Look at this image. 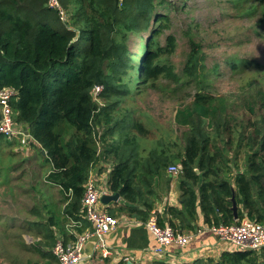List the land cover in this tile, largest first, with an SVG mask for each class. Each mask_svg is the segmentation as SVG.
<instances>
[{
  "label": "trees",
  "instance_id": "16d2710c",
  "mask_svg": "<svg viewBox=\"0 0 264 264\" xmlns=\"http://www.w3.org/2000/svg\"><path fill=\"white\" fill-rule=\"evenodd\" d=\"M58 2L60 7L50 0H0V88L14 89L10 100L14 118L40 143L52 163L45 179L63 194L61 216L52 212L47 223L40 224L45 226L40 241L48 248L45 252H52L57 240L59 229L54 226L62 228L74 220L80 223L77 231L85 228L84 185L91 167L104 157L114 162L109 189L122 197L119 213L146 221L154 205L155 178L175 163L181 166L177 174L181 207L166 206V215L157 212L160 225L195 230L198 207L209 225L231 224L245 216L264 223V113L240 120L227 96L206 91L204 56L194 41L184 65L185 77L172 72V64L162 55L174 49V37L170 36L168 47L157 48L154 40L168 18L156 14V0ZM59 8L70 16L63 19ZM153 18L158 26L151 30ZM143 31L151 34L138 56L129 41L132 36L142 38ZM135 57L142 70L135 67ZM242 62L239 58L234 66ZM160 72L182 81L176 88L196 77L205 81L201 87L196 81L193 98L175 110L180 135L173 128L175 132L167 129L154 136L129 112L118 115L123 111L122 99L144 90L143 85ZM100 85L103 104L93 95V88ZM256 105L264 109L263 91L256 99L243 101L248 114L255 115ZM8 139L10 145L17 142ZM114 211L108 209L116 216ZM153 264L172 263L158 258ZM175 264H264V246H233L219 257Z\"/></svg>",
  "mask_w": 264,
  "mask_h": 264
},
{
  "label": "rangeland",
  "instance_id": "374dc122",
  "mask_svg": "<svg viewBox=\"0 0 264 264\" xmlns=\"http://www.w3.org/2000/svg\"><path fill=\"white\" fill-rule=\"evenodd\" d=\"M160 1L156 0V14L163 13L168 18L154 40L157 48L168 47L170 36L174 37V49L162 55L172 64V72L185 77L183 69L194 41L204 56L201 61L207 74L206 91L227 96L231 111L240 120L264 113L260 105H256L255 115L248 114L243 106L244 99H256L260 92L264 93V0ZM60 10L63 19L70 16ZM157 26L153 18L150 29ZM141 34L142 38L132 36L129 41L130 49L138 56L151 32ZM239 58L243 62L234 66ZM139 62L135 60V67L140 65L142 70ZM196 81L200 87L205 84L202 77H196L176 88L182 81L160 72L143 85L144 90L122 99L123 111L118 115L129 112L134 121L140 120L151 128L154 136L167 129L175 132L173 128L180 135L182 128L174 122V113L180 103L193 98ZM97 101L103 104L105 99L98 95ZM0 138V264H57L51 252H45L48 248L40 244L45 229L40 224L47 223L52 212L61 216L63 208L60 187L45 182L52 163L37 146L39 163L34 154L26 156L31 150L20 148L18 142L10 145L3 135Z\"/></svg>",
  "mask_w": 264,
  "mask_h": 264
},
{
  "label": "crops",
  "instance_id": "0c3cea01",
  "mask_svg": "<svg viewBox=\"0 0 264 264\" xmlns=\"http://www.w3.org/2000/svg\"><path fill=\"white\" fill-rule=\"evenodd\" d=\"M33 140L30 141L28 148L25 149L27 152L31 150L30 154L26 156L34 154L33 157L38 161L36 146L40 148L38 146L40 143L35 139ZM113 163L112 158L104 157L95 163L89 172V175L93 174L97 178L101 189L107 190V193H114L109 189V176ZM170 174L167 170L166 173H162L155 178L154 187L156 194L152 198L154 205L151 211L156 210L166 215V206L181 207L179 177L171 174L173 176L169 179L168 175ZM45 182H47L46 179ZM122 204L121 196L117 200H111L109 203L101 200V205L107 210L109 208L115 209L114 212L119 219L117 226L109 231L105 237L110 253L107 256H103L102 251L95 249L96 239L92 237L85 245L84 252L86 257L82 264H128V262L130 264H153V261L158 258L166 259L175 264L184 261L192 262L209 256L219 257L225 249L233 247L232 244L221 241L212 230L207 228L208 223L203 221V214L200 207H198L197 228L193 230V237L190 238L188 244L184 248L179 247L177 244L170 245L166 249V254L157 255L154 253V247L157 245L155 236L146 227L144 221L125 212L119 213L117 208ZM73 224L74 220L67 222L62 228L54 226L55 230L59 229L56 231L57 240L59 238L64 239L66 242L74 240L76 237V225ZM83 225H85V228L92 227L88 220ZM51 255V258L56 260L57 263V258L53 252H51Z\"/></svg>",
  "mask_w": 264,
  "mask_h": 264
},
{
  "label": "built area",
  "instance_id": "2783aa9c",
  "mask_svg": "<svg viewBox=\"0 0 264 264\" xmlns=\"http://www.w3.org/2000/svg\"><path fill=\"white\" fill-rule=\"evenodd\" d=\"M50 3L60 7L58 0H50ZM101 88V85L93 88L95 99H97ZM13 94L14 89L10 86L0 88V135H4L10 140H16L20 148L25 150L30 141H34V138L14 118V111L10 102ZM167 170L171 174L177 175L181 171V166L173 163L169 165ZM84 186L85 190L81 199L82 211L92 227H86L81 231L76 230V237L70 242H65L62 238L55 242L52 252L57 258V264H82L86 257L85 245L92 237L96 239L95 249L102 251L103 256L110 253L105 237L109 231L117 226L119 219L111 215L101 205V195L108 191L101 189L93 174L88 176ZM144 223L157 240V245L154 247V253L157 255L166 254V249L173 244L184 248L190 238L193 237V230L183 231L169 223L160 225L156 210L151 211ZM73 225L77 226L80 223L74 222ZM207 228L212 230L221 241L232 244L236 249H260L264 246V223L247 216L231 224H208Z\"/></svg>",
  "mask_w": 264,
  "mask_h": 264
},
{
  "label": "water",
  "instance_id": "95a60500",
  "mask_svg": "<svg viewBox=\"0 0 264 264\" xmlns=\"http://www.w3.org/2000/svg\"><path fill=\"white\" fill-rule=\"evenodd\" d=\"M197 172H199V169L196 168ZM120 193L119 192H114V193H103L101 195V200L105 203H109L111 200H117L120 197ZM237 208H238V204L237 201L235 199V196L232 197V209L234 212L235 217H238V213H237ZM128 264H130V262H128Z\"/></svg>",
  "mask_w": 264,
  "mask_h": 264
}]
</instances>
